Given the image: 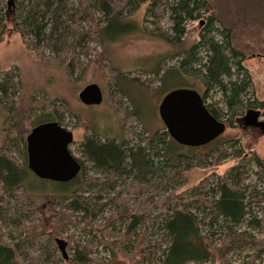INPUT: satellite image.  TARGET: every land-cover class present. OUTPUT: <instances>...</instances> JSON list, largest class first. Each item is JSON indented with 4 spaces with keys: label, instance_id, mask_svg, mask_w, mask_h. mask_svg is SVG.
Wrapping results in <instances>:
<instances>
[{
    "label": "trees",
    "instance_id": "16d2710c",
    "mask_svg": "<svg viewBox=\"0 0 264 264\" xmlns=\"http://www.w3.org/2000/svg\"><path fill=\"white\" fill-rule=\"evenodd\" d=\"M16 2L17 14L14 10V15H11L6 11L10 5L5 6L4 0H0V40L7 33L9 23H14V29L24 38L29 36L33 39L32 49L40 58L56 59L71 75L80 63L77 51L89 57L93 52L90 46L93 41L107 47L109 43L138 30L139 27L130 18L146 3H149L147 17L157 25L152 32L153 36L175 46L184 41L189 23L206 17L199 42L177 55L180 59L178 65L165 67L162 64L159 67L156 74L163 73L160 79L164 86L161 88L165 87L166 79L173 78H179L189 84L199 83L203 89L201 95L206 107L217 120L226 124L227 129H234L238 124L245 123L244 118L249 111L263 110L261 113L264 116V100L245 99L253 83L252 77L243 65L244 54L235 47L232 30L223 18L229 17L228 11L232 8L230 4L240 9V0H224L222 4L218 0ZM12 16L15 17L14 20H11ZM167 16L172 25L165 30L160 24ZM46 51L50 53L49 56ZM125 78L138 84L129 77ZM12 80L13 74L9 72L0 82V105L7 115L2 128L4 142L0 146L1 228L24 226L26 221L18 211L35 215L34 210L25 205L26 202L32 203L30 193L34 189L28 184L32 170L29 168L27 139L22 136L18 124L13 123L11 119L15 111L10 100ZM159 89L157 91H160ZM214 91L221 93L224 106L217 102H207ZM124 112L122 140H104L96 133L87 135L80 144V152L88 166L79 161L82 165L80 174L70 181H60V192L45 197L52 200L63 199L67 209L76 214L81 222L91 226L95 232L102 231V226L99 225L100 217L104 216L109 205L117 202L111 210V216L105 218V229L109 233L102 235L103 239L113 232L123 233L120 239L126 243L132 241L136 231L145 225V220L148 219L152 225L157 224L158 231L164 238V246L152 245L150 239L141 238L137 242L138 251L130 256L125 254L130 264L139 263L137 256L143 260H155L154 264H207L212 260L215 234H205L202 225L214 230L219 224L224 232L220 238L222 261L226 262L233 251L242 248L254 250V260L264 264V240H258L252 234L237 230L246 223L249 228L264 231V217H252L249 210L254 202H260L259 196L252 194L249 197L244 185L253 163L258 169V176L264 179V160L252 155L242 170L234 169L231 174L219 177L208 192H202V189L209 185V182L204 180L192 193L177 194V190L172 188L173 178L187 168L194 164L204 167L205 160L209 157L213 165L230 158L232 154L218 145L223 135L206 146L186 147L178 144L166 131V127L146 130L145 136H141L137 133L138 126H132L139 116L138 112ZM29 117L34 119L31 132L42 124L61 122L57 106L54 112L43 111L39 115L33 108ZM15 128H18L19 133V137L15 139L26 146V149L22 150L25 165L12 154ZM201 151L206 152L198 154ZM244 153L242 148H238L233 154L240 158ZM90 171L96 172L98 177L93 176ZM97 186L107 188L110 193L113 191L114 197L106 203H101L104 195L96 190L92 191ZM138 198L143 200L138 206H132L131 202ZM194 206L197 207V212L191 209ZM161 208L164 212L153 217L154 212ZM118 223H123L125 229ZM91 245L76 249L75 260L78 263H92ZM25 256L30 255L21 252L19 242L14 245L0 243V264H20V257Z\"/></svg>",
    "mask_w": 264,
    "mask_h": 264
},
{
    "label": "rangeland",
    "instance_id": "374dc122",
    "mask_svg": "<svg viewBox=\"0 0 264 264\" xmlns=\"http://www.w3.org/2000/svg\"><path fill=\"white\" fill-rule=\"evenodd\" d=\"M16 1L4 0L3 5H10L6 11L11 15H14V10L17 14ZM218 1L220 4L224 2V0ZM148 7L149 3H146L130 18L139 27L138 30L109 43L107 47L101 46L98 41H93L90 44L93 52L89 57L77 51L80 55V63L73 75L56 59L40 58L32 49L34 47L33 39L29 36L24 38L19 31L14 29V23H9L7 33L0 40V82L9 72H12L10 100L15 111L11 119L21 128L22 136L25 139L34 127L32 126L34 119L29 117L31 109L34 108L36 114L39 115L43 111L54 112V108L57 106L61 122H56L73 134L74 142L70 146L71 153L79 161H83L85 166H88L81 155L80 144L87 135L93 133L100 135L104 140H122L124 111L128 114L132 110L138 112L139 116L134 120L132 126L137 125V133L144 137L146 130L165 128L159 114V106L167 93L177 89H194L200 94L203 93L199 83L196 84L192 81L195 85L184 83L179 78L166 79L165 87L161 88L164 86L160 79L163 73L160 75L156 73L162 64L165 67L178 65L180 59L177 55L184 53L199 42L206 17L189 23L184 41L175 46L153 36L152 32L157 25L147 17ZM230 7L232 8L228 11L229 17L223 18L232 30L235 47L244 54L243 65L247 68L253 82L245 99L257 98L263 101L264 0H240V9H236L232 4ZM11 18V20L15 19L14 16ZM171 25L167 16L161 22L160 27L167 30ZM49 54L46 51V55L49 56ZM114 70H116L115 73ZM125 77L137 81L138 84ZM91 84L97 85L103 92V102L100 105L89 106L80 99L81 91ZM222 99L221 93L214 91L207 102H217L220 106H224ZM260 111L263 112V110ZM6 117V110L0 105V146L4 142L2 128ZM260 120L264 121L263 115ZM14 130L15 141L12 154L25 165L22 150L23 148L25 150L26 146L15 139L19 137V133L18 128ZM218 145L232 154L230 158L213 165L211 164L212 159L209 157L206 158L204 167L194 164L187 168L183 173L173 178L172 188L177 190V194L192 193L204 180H207L209 185L203 188L202 192H208L219 177L231 174L234 169L242 170L249 163L252 155H257L261 160H264V129L240 123L234 129H226ZM238 148H242L245 152L240 158H236L233 154ZM205 152L201 151L198 154ZM90 172L93 176L98 177L96 172ZM257 172L256 165L251 164L244 185L249 197L252 194L259 196L260 202H254L249 210L252 217L260 219L264 217V179L260 178ZM28 184L33 187L34 191L30 193L32 203L26 202L25 205L33 209L35 215H27L28 213L24 211H18L26 221L24 226L0 227V243L14 245L19 242L21 252L30 255L29 257H20V264H80L75 260L76 249H83V246L87 244H92L91 264H130L126 255L130 256L138 251L137 242L141 238L150 239L152 245L164 246V238L158 231V225H152L148 219L145 220V225L133 235L132 241H127L128 243H124L120 239L123 233L117 232H113L109 237L103 239V236L109 233L105 229V218L111 216V210L117 202L109 205L104 216L100 217L99 225L102 226V231L99 233L95 232L86 222H81L76 214L68 210L63 199L52 200L45 197L60 192V181L41 178L32 171ZM95 190L104 195V199L100 200L101 203H106L115 195L113 191L110 193L107 188L103 189L102 186L94 187L92 191ZM146 194L148 196V192ZM143 198L134 199L131 202L132 206H138ZM191 209L197 212L196 206ZM163 212L162 208L158 209L154 212L153 217L160 216ZM200 216L202 215L200 214ZM118 225H122L121 228L125 229L123 223H118ZM202 229L205 234H215L212 260L207 264H261L254 260V250L242 248L233 251L226 262L222 261L220 238L224 235L223 228L219 224L214 230L203 225ZM237 230L252 234L258 240H264L263 230L249 228L246 223L238 227ZM56 239L67 243L66 257L62 254ZM137 260L138 264L155 263V260H143L140 256H137Z\"/></svg>",
    "mask_w": 264,
    "mask_h": 264
},
{
    "label": "water",
    "instance_id": "95a60500",
    "mask_svg": "<svg viewBox=\"0 0 264 264\" xmlns=\"http://www.w3.org/2000/svg\"><path fill=\"white\" fill-rule=\"evenodd\" d=\"M12 3V2H10ZM81 101L89 106L103 102V92L95 84L80 93ZM160 117L166 131L180 145L206 146L225 134L227 126L217 120L206 107L202 95L194 89H177L169 92L159 106ZM261 111H249L245 124L264 129ZM73 134L58 122H49L35 128L27 137L29 168L44 179L70 181L82 171V165L70 151ZM56 242L66 257L67 243Z\"/></svg>",
    "mask_w": 264,
    "mask_h": 264
}]
</instances>
